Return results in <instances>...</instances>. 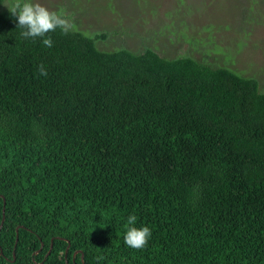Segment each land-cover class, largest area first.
<instances>
[{"label": "trees", "instance_id": "16d2710c", "mask_svg": "<svg viewBox=\"0 0 264 264\" xmlns=\"http://www.w3.org/2000/svg\"><path fill=\"white\" fill-rule=\"evenodd\" d=\"M99 1L121 13L79 10ZM31 2L74 28L48 48L0 7V264H264V74L103 49L117 23L85 34L74 4Z\"/></svg>", "mask_w": 264, "mask_h": 264}, {"label": "rangeland", "instance_id": "374dc122", "mask_svg": "<svg viewBox=\"0 0 264 264\" xmlns=\"http://www.w3.org/2000/svg\"><path fill=\"white\" fill-rule=\"evenodd\" d=\"M38 1L51 9L66 8L68 13H72L70 5L74 4L78 9L74 16L76 25L85 34L104 21L112 23L109 24L111 28L117 23L113 29L123 33L109 38L106 43L99 41L103 49H111L114 45L151 46L167 57L200 58L204 55L208 61L215 59L244 73L247 67L250 71L257 68L264 74V2L258 0H138L134 7L131 0H121L120 14L107 13L104 9L107 19L101 12L105 5L101 1L97 7H92L95 11L89 13L79 10V1L95 0ZM106 1L116 3L120 0ZM12 3L14 0H4L0 7ZM250 6L255 9L250 10ZM121 20L129 24L119 22ZM261 88L264 90L262 79Z\"/></svg>", "mask_w": 264, "mask_h": 264}, {"label": "clouds", "instance_id": "9594fccd", "mask_svg": "<svg viewBox=\"0 0 264 264\" xmlns=\"http://www.w3.org/2000/svg\"><path fill=\"white\" fill-rule=\"evenodd\" d=\"M8 10L17 17V27L23 29L22 37L43 38L42 43L48 48L53 46V42L51 37H46L47 33L59 28L66 35L74 28V25L62 13L49 11L45 6L33 3L31 0H14ZM39 73L41 76H47V70L43 65L39 66ZM136 221L135 215L127 217L124 243L132 249L141 250L146 247L151 237V230L147 226L135 227Z\"/></svg>", "mask_w": 264, "mask_h": 264}, {"label": "water", "instance_id": "95a60500", "mask_svg": "<svg viewBox=\"0 0 264 264\" xmlns=\"http://www.w3.org/2000/svg\"><path fill=\"white\" fill-rule=\"evenodd\" d=\"M4 201H5V200H4ZM67 250H68V249H66V253H67Z\"/></svg>", "mask_w": 264, "mask_h": 264}]
</instances>
